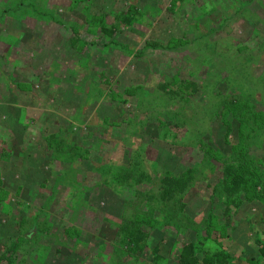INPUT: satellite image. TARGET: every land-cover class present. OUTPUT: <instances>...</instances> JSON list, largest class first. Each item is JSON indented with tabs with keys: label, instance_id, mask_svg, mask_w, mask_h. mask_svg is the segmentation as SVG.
Instances as JSON below:
<instances>
[{
	"label": "rangeland",
	"instance_id": "1",
	"mask_svg": "<svg viewBox=\"0 0 264 264\" xmlns=\"http://www.w3.org/2000/svg\"><path fill=\"white\" fill-rule=\"evenodd\" d=\"M262 109L264 0H0V264H120L124 211L158 264L195 240L256 259L264 201L222 226L216 184L235 157L264 173ZM187 171L162 207L155 182Z\"/></svg>",
	"mask_w": 264,
	"mask_h": 264
},
{
	"label": "trees",
	"instance_id": "2",
	"mask_svg": "<svg viewBox=\"0 0 264 264\" xmlns=\"http://www.w3.org/2000/svg\"><path fill=\"white\" fill-rule=\"evenodd\" d=\"M121 21L124 23L127 20ZM180 85H182L181 89L189 90L191 93L195 94L198 91L196 85L192 82H181ZM236 104V102H232L231 106H235ZM262 111L263 112L256 113L253 116V119H258V124L261 122L258 126L262 125V121L264 122V109H262ZM228 114L229 113L226 115ZM233 115H236V113ZM253 132H262L264 134V126L256 130H248L245 135L246 138L250 136L252 138ZM241 145L242 143L236 146L235 153H237ZM248 154V161L253 163L255 157H253L251 153ZM237 162L238 159L235 157L234 160L231 161V164L226 166L223 170L221 180L216 184V192L221 196V203H223L224 206L222 213L223 216H225V222L222 226H228L229 220L231 219L228 213H230L233 208L246 203V201H264L263 171L261 170L259 173V167H257V165L254 167L250 165L241 167L238 166L239 164H236ZM259 163H261L260 166L262 167L264 165V158H261ZM249 175L255 176L252 181L248 180ZM191 180V171H187L179 177H174L169 174L162 175L155 182V184H157L160 205L165 207L173 203L178 198L179 194L187 190ZM126 211H128V209H126ZM158 211L161 212V208ZM136 216H138V218L135 217V214H129V212L124 211L121 215V222L115 226L116 234L114 248L117 253L115 259L121 262L120 264H125L123 258L129 259V261L126 262L130 264H141L138 261L139 256L144 254V252H148L149 258H147L148 261L144 264H158L159 261L163 260V257L160 255V244L162 241L160 238L155 241L153 240L154 238H151L150 232L154 229H151L149 226H151L152 223L147 224L145 219L141 217V212H138ZM37 226L38 223H34L31 226L32 231L23 232L20 238L24 239L29 236L32 238L34 234H38ZM179 231L181 232V230ZM153 242H155V244ZM256 243L259 247L258 256L256 259L245 261L246 264H264V241H261L258 237ZM201 247L202 244L199 243L198 240H195V242H188L181 246L177 253V264H235L234 259L226 251L217 248L214 251L202 252L200 250Z\"/></svg>",
	"mask_w": 264,
	"mask_h": 264
}]
</instances>
